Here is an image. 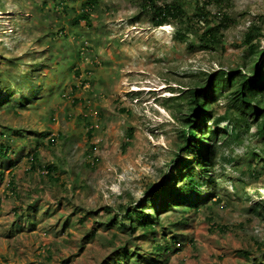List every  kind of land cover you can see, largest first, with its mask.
<instances>
[{
  "label": "rangeland",
  "instance_id": "obj_1",
  "mask_svg": "<svg viewBox=\"0 0 264 264\" xmlns=\"http://www.w3.org/2000/svg\"><path fill=\"white\" fill-rule=\"evenodd\" d=\"M62 1L67 11L61 0H0V94H14L0 97V144L10 146L0 160V264H122L121 248L135 243L149 259L142 229L124 235L105 224L154 193L160 201L179 157L195 162L181 150L175 105L185 110L187 90L208 76L242 70L249 28L264 34V0H181L191 21L160 28L141 0H98L91 27L73 23L87 0ZM202 6L208 22L194 17ZM224 13L236 24L219 29L215 51L204 50L201 36ZM226 107L220 97L214 116ZM234 124L221 125L230 143L208 168L216 183L201 189L221 202L163 215L179 250L147 264L264 262V213L255 211L264 206V141L255 125L234 134Z\"/></svg>",
  "mask_w": 264,
  "mask_h": 264
},
{
  "label": "trees",
  "instance_id": "obj_2",
  "mask_svg": "<svg viewBox=\"0 0 264 264\" xmlns=\"http://www.w3.org/2000/svg\"><path fill=\"white\" fill-rule=\"evenodd\" d=\"M141 1L142 10L151 14V23L155 28L164 27L175 21L178 24L191 21L189 12L181 0H172V2L168 0ZM65 2L61 0L60 4L67 11L69 4H67V1ZM97 5L98 0L83 2L81 13L73 19L74 25L79 26L81 21H84L88 27H91L90 12ZM210 15L206 10V6H202L196 8L194 17L197 18L198 22H201L207 21ZM219 19L220 21L216 22L215 28L208 30L200 38V47L206 51H215L217 47L222 45L221 37L218 35L220 28L227 30L236 24V21L226 13ZM263 35L257 23H254L249 28L243 41L247 54L243 56L242 70L239 69L230 73L220 71L208 76L204 81L187 90L188 92L185 93L184 97L187 106L185 110L180 105H175L178 114L181 115V117L175 115L181 126L180 137L183 141L181 150L184 151V155L195 154L197 159L193 164H187V160L181 157L175 161L178 165L176 168L177 174L175 175L174 172L172 178L176 185L171 182L167 188H162L160 201L154 193V195L148 196L145 204H139L133 208L123 207L119 215L110 218L106 222L107 228H114L115 231L124 235H135L139 229H142V236L152 244L153 253L149 259L145 252L141 253V250L136 252L137 243L121 248L119 254H122L123 261L118 260L122 264H131L132 257H136L135 264H147L148 261H159L163 255L170 254L173 249H175L174 251L179 250L175 247L176 244L180 245V240H177L178 238L175 236H167V228L161 224L163 215L176 212H182L183 214H189L191 211L198 212L214 198L215 202H221L217 195L212 196L213 198L209 195L206 196L201 189L205 184L212 187L216 183L212 173H207L208 168H213L216 165L220 154L219 148L230 143L229 139L231 138L224 140L225 135H227V128H221L223 123L234 121V134H238L242 126L255 125L257 135L264 141V48H261V41L259 40L260 36ZM177 37L183 40L188 39L185 34L183 36L177 35ZM4 94L9 98L13 93L6 90L3 94H0V97ZM220 97L224 98L227 107L222 116L216 117L214 116V108L215 105H218ZM0 105H3V103L0 102ZM4 107L0 106V109ZM249 116L253 117V121L250 123L248 121ZM210 123L212 126H209ZM91 134L92 129L89 131L90 136ZM127 137L129 142L132 141L134 131L130 129ZM222 140L223 142L220 143ZM208 142L209 144H207ZM50 143L53 144V142ZM9 154L10 146L1 143L0 160L7 158ZM256 157L254 155L253 159H256ZM37 158V152H34L32 160H37ZM195 165L202 168V175L196 174ZM45 169L53 171V166H45L44 171ZM247 170L251 172V175L261 174V171L256 170L252 162H249ZM257 207L255 210L257 213L260 211L264 213L263 204H259ZM149 212H152V214ZM188 221V217L182 218L175 226H186ZM159 226L162 229V238L159 237V232H157ZM244 254L250 256V252H244ZM257 264H264V262Z\"/></svg>",
  "mask_w": 264,
  "mask_h": 264
}]
</instances>
